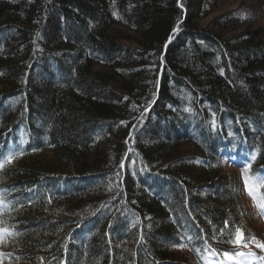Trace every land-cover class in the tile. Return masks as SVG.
<instances>
[{
  "label": "trees",
  "instance_id": "trees-1",
  "mask_svg": "<svg viewBox=\"0 0 264 264\" xmlns=\"http://www.w3.org/2000/svg\"><path fill=\"white\" fill-rule=\"evenodd\" d=\"M225 1L0 0V152H24L0 171V220L22 233L2 264L235 251L208 221L247 225L227 165L256 153L264 175V0Z\"/></svg>",
  "mask_w": 264,
  "mask_h": 264
},
{
  "label": "snow or ice",
  "instance_id": "snow-or-ice-1",
  "mask_svg": "<svg viewBox=\"0 0 264 264\" xmlns=\"http://www.w3.org/2000/svg\"><path fill=\"white\" fill-rule=\"evenodd\" d=\"M115 15V13H113ZM173 31L175 32L176 29L174 28ZM171 39V37H169ZM157 86L159 81L156 82ZM126 99V98H125ZM151 103V102H150ZM147 111V108H145ZM188 111V109H185ZM125 123V122H121ZM33 152L39 151V149H32ZM24 155L23 150L16 151L15 149L10 150L7 155L0 152V171H6L7 166L13 164L14 160ZM257 160V154L253 153L250 156V162L246 163L241 171V179L243 181L244 190L247 195L251 198L253 206L257 209V212L260 216H264V175H253L251 173L252 169V162ZM121 169L124 168L123 162L119 165ZM120 174L117 173V176ZM28 191H32L29 189ZM115 197H113L114 199ZM52 200L49 198L48 203H51ZM29 203H32L29 200ZM135 203V201H133ZM0 205H5L4 199H0ZM23 208V205H21ZM188 215H192L191 212ZM146 219H148L146 217ZM210 225H212L214 229V233L210 237L212 240H217L218 237L223 238L227 237L226 241H221L227 244H230L234 247L235 251H228V250H219L213 248L211 252L208 253L209 256H215L217 259L213 262V264H264V241L257 238L255 235L246 236L244 230L239 227L235 226L234 231L230 228V223L232 221L230 219H223L222 226H217L213 224L211 220L208 221ZM0 244H4L7 242L8 237H14L17 235H22V233L13 231L10 227L7 226V222L5 220H0ZM135 226V224H133ZM199 228V225H196ZM207 234L204 232L203 228H200L199 234L190 233L188 228L184 229V236H186L187 241L191 242L193 239L202 240L206 246L208 244V239L205 238ZM184 236L181 237L180 242L176 243L175 241L172 242L173 248L178 249H187L189 248V244L184 242ZM143 241V236H141V242ZM111 243V241H109ZM51 247V245H49ZM254 247L255 249L259 250L260 254L257 252L252 251L251 248ZM243 249H249L248 251H244ZM199 254V249L196 250ZM2 264V262H0Z\"/></svg>",
  "mask_w": 264,
  "mask_h": 264
},
{
  "label": "rangeland",
  "instance_id": "rangeland-1",
  "mask_svg": "<svg viewBox=\"0 0 264 264\" xmlns=\"http://www.w3.org/2000/svg\"><path fill=\"white\" fill-rule=\"evenodd\" d=\"M256 1L257 0H246V3H256ZM236 4H239V0H227L220 5L219 10L226 9L230 6H235ZM253 25L262 26L264 28V19L255 22ZM226 168L225 172L228 173L229 177L232 179L233 183L237 187L238 198L242 205L241 207L244 211L248 213L246 220L247 225H244L243 228L244 233L249 235H255L257 238L264 241V220H261L262 216L258 215L257 209L253 206L251 198L247 195L244 190L243 181L241 179L242 168L230 165H227ZM178 250L187 253L186 249Z\"/></svg>",
  "mask_w": 264,
  "mask_h": 264
}]
</instances>
